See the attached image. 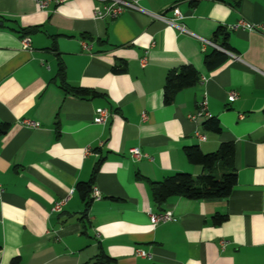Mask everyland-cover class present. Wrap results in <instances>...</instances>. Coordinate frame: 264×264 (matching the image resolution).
I'll use <instances>...</instances> for the list:
<instances>
[{
	"label": "crops",
	"instance_id": "crops-1",
	"mask_svg": "<svg viewBox=\"0 0 264 264\" xmlns=\"http://www.w3.org/2000/svg\"><path fill=\"white\" fill-rule=\"evenodd\" d=\"M135 1L143 11L99 19L95 0L44 10L38 0H0V124L8 125L0 136V264H264V36L228 30L239 21L264 25V0ZM174 9L184 32L151 15L172 18ZM220 27L232 51L208 72L204 56L214 47L204 41ZM60 65L68 85L95 95L66 93ZM183 65L199 81L165 105L166 75ZM230 91L238 93L233 102ZM203 100L206 115L191 120ZM98 108L110 112L103 125L93 122ZM210 118L220 133L205 130ZM222 143L234 145L237 182L229 197L153 200L151 183L202 174L185 147L207 154ZM96 164L92 189L100 199L82 218L75 188ZM166 211L174 222L150 223L149 213ZM216 214L226 216L220 225ZM138 249L149 257H137Z\"/></svg>",
	"mask_w": 264,
	"mask_h": 264
},
{
	"label": "trees",
	"instance_id": "trees-1",
	"mask_svg": "<svg viewBox=\"0 0 264 264\" xmlns=\"http://www.w3.org/2000/svg\"><path fill=\"white\" fill-rule=\"evenodd\" d=\"M32 31L34 30H22L20 33L22 36H26L32 33ZM228 41V31L222 27L216 30L211 40L213 44L222 50L231 52L232 48L229 46ZM227 60L228 56L225 52L213 48L205 54L204 65L208 72H212L224 65ZM118 71H121V69ZM58 76L60 77V86L66 93L81 99L95 95L93 91L68 85L65 81L62 65H60ZM198 81L199 74L190 65H183L178 69L169 71L166 75L163 88L164 104L170 105L178 92L195 86ZM203 127L205 130L217 134L221 131L216 118L208 119L203 123ZM7 131L8 125L0 124V136L6 134ZM183 153L188 163L198 165L203 169L202 174L192 176L188 173L179 172L164 178L160 182L151 183V195L157 204L162 205L172 197L190 200H216L225 199L230 196L237 182L236 170L234 168V145L232 143H222L216 151L207 154L203 153L198 146H188L183 149ZM97 171L98 164L94 167L88 181L78 183L75 188L76 193L85 205L82 218L86 217L87 210L92 202L91 193ZM225 220L226 216L219 214L212 217L214 225H220ZM99 257L107 259L102 253ZM16 263L17 260H14L11 264Z\"/></svg>",
	"mask_w": 264,
	"mask_h": 264
},
{
	"label": "built area",
	"instance_id": "built-area-1",
	"mask_svg": "<svg viewBox=\"0 0 264 264\" xmlns=\"http://www.w3.org/2000/svg\"><path fill=\"white\" fill-rule=\"evenodd\" d=\"M68 1L69 0H38V5H39V8L41 10H44L45 8H47V6L50 3H53L55 5H60V4L66 3ZM95 1L101 4V6L95 7V9H94V16L96 18H99V19H102L105 16L115 18L120 13H122L124 10H133V11H140V12L143 11L139 8L137 1H135V0H108V1H106V0H95ZM151 15L153 18L163 22L167 26L176 28L179 31L184 32L183 28L179 27L176 23L178 20L183 18L182 14H180V12L177 9L173 10V17L172 18H165L161 15H154V14H151ZM228 30L229 31L246 30L248 32H258L264 36V25H254V24L247 23L245 21H239L234 26L229 27ZM20 43H21L22 49H28L29 48V39L27 37H23L21 39ZM204 43L207 45H210V46H212L218 50H221L225 53L230 54L229 52L222 50L220 47L216 46L215 44H213L211 42L204 41ZM84 48L87 49V46H84ZM233 57L236 58L235 56H233ZM145 64H146V58L143 57L140 60V65H141V67H144ZM237 98H238L237 92L230 91L228 93V96H227L228 102H233ZM203 115H206V100H203L199 104V107H198L196 113L193 114L192 116H190V119L194 121ZM109 116H110V112L107 109L98 108L95 110V116L93 118V122L97 125H103V124H105V122L107 121ZM142 118L146 119L145 114H142ZM24 123L28 128H31V129H35V128L39 127V124L36 122H33V121L27 120ZM197 138L201 142L205 141V137L202 135H197ZM130 155H131V157H133L136 160H139L142 157V154L139 152L138 149H131ZM3 193H4V188L0 184V198L2 197ZM91 198L93 200L94 199L95 200L100 199V194L95 188L92 189ZM65 201H66V199L55 203L53 208H52V212H60L62 210V206L64 205ZM149 217H150V223L153 226H155L157 224H164V223H169V222L175 221V218L170 211H166V212H162V213H158V214L149 213ZM136 256L141 257V258L149 257V255L141 249H138L136 251Z\"/></svg>",
	"mask_w": 264,
	"mask_h": 264
}]
</instances>
